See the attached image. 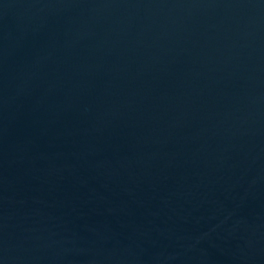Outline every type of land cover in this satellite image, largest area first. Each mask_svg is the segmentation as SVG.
Listing matches in <instances>:
<instances>
[{
  "label": "water",
  "instance_id": "water-1",
  "mask_svg": "<svg viewBox=\"0 0 264 264\" xmlns=\"http://www.w3.org/2000/svg\"><path fill=\"white\" fill-rule=\"evenodd\" d=\"M0 264H264V0H0Z\"/></svg>",
  "mask_w": 264,
  "mask_h": 264
}]
</instances>
